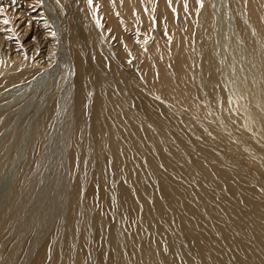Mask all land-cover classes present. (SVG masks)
<instances>
[{"label": "bare ground", "instance_id": "1", "mask_svg": "<svg viewBox=\"0 0 264 264\" xmlns=\"http://www.w3.org/2000/svg\"><path fill=\"white\" fill-rule=\"evenodd\" d=\"M54 67L0 264H264V0H0V95Z\"/></svg>", "mask_w": 264, "mask_h": 264}, {"label": "rangeland", "instance_id": "2", "mask_svg": "<svg viewBox=\"0 0 264 264\" xmlns=\"http://www.w3.org/2000/svg\"><path fill=\"white\" fill-rule=\"evenodd\" d=\"M55 72H57V67L50 70L47 75L48 80L46 77L38 75L36 76L38 78L34 77L28 82H32V85H21L22 87L17 88L14 93H9L8 95L7 90V92H3V96L0 95V100H2V97L4 100L0 102V112L4 114V117L2 116L1 118L3 120L0 119V209H2L5 203V196L7 197L8 191H10V185L12 186L17 178L18 168L27 155L29 136L26 127L30 126L29 124L33 125L35 123L36 118L42 112L41 107H43L45 101H48L54 95L53 90L50 88L56 80L58 72ZM51 93L52 95L49 96L48 94ZM63 96L62 94L58 95V100L61 102H65L63 100L67 101V96H64V99ZM44 97L46 100H44ZM96 201V212L102 213L104 210L101 208L99 201ZM113 211V209H110V212L106 213V217L109 218V216L113 215ZM121 222L128 228L132 227L131 222L126 217H123ZM165 250L166 248L164 247Z\"/></svg>", "mask_w": 264, "mask_h": 264}, {"label": "snow or ice", "instance_id": "3", "mask_svg": "<svg viewBox=\"0 0 264 264\" xmlns=\"http://www.w3.org/2000/svg\"><path fill=\"white\" fill-rule=\"evenodd\" d=\"M5 23H7V21H5Z\"/></svg>", "mask_w": 264, "mask_h": 264}]
</instances>
